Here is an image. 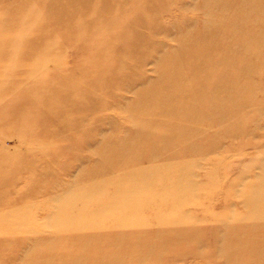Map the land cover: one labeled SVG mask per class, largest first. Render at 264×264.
I'll list each match as a JSON object with an SVG mask.
<instances>
[{
    "label": "rangeland",
    "instance_id": "rangeland-1",
    "mask_svg": "<svg viewBox=\"0 0 264 264\" xmlns=\"http://www.w3.org/2000/svg\"><path fill=\"white\" fill-rule=\"evenodd\" d=\"M0 264H264V0H0Z\"/></svg>",
    "mask_w": 264,
    "mask_h": 264
},
{
    "label": "bare ground",
    "instance_id": "bare-ground-1",
    "mask_svg": "<svg viewBox=\"0 0 264 264\" xmlns=\"http://www.w3.org/2000/svg\"><path fill=\"white\" fill-rule=\"evenodd\" d=\"M108 182H110V181H108ZM118 188V187H117ZM144 189V188H143ZM142 191H144V190H142ZM132 194H133V192H132ZM99 196H101V195H99ZM89 197V196H88ZM111 198V197H110ZM109 200V199H108ZM105 211V210H104ZM101 212V211H100ZM107 212V211H106ZM257 222V221H256ZM172 229V228H171ZM179 235V234H178Z\"/></svg>",
    "mask_w": 264,
    "mask_h": 264
}]
</instances>
